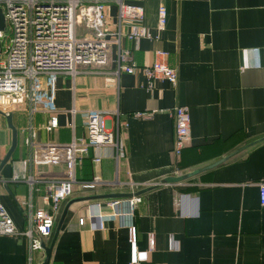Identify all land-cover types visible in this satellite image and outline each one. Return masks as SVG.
<instances>
[{
	"label": "crops",
	"instance_id": "1",
	"mask_svg": "<svg viewBox=\"0 0 264 264\" xmlns=\"http://www.w3.org/2000/svg\"><path fill=\"white\" fill-rule=\"evenodd\" d=\"M142 3L143 27L150 36L132 52L133 60L146 66L153 63L156 50L168 52L170 65L178 70V84L157 79L150 89L141 70L116 74V62L106 69L85 71L75 80L60 74L56 130L45 129L46 111L37 112L31 121L26 110L12 112L18 145L0 170L1 202L19 230L27 224L20 200L32 199L34 208L47 206L45 180L36 181L33 192L26 181L37 173L30 161L31 149L25 144L28 125L36 129L38 142H69L74 135L86 136V113L101 109L107 112L109 128L123 152L117 157L116 147L104 146L102 159L96 162L91 149L79 162L80 181L99 175L110 183H160L168 176L232 156L183 182L155 185L141 194L135 216L136 244L129 239L128 225L112 216L120 211L119 206L103 205L102 227L93 225L94 204L114 197L73 203L50 264H129L132 260L144 264H264V207L259 198L264 182V0ZM160 4L167 8L164 29L158 22ZM109 13L117 25L116 5L109 7ZM122 46L132 44L123 39ZM178 104L188 106L191 113V141L180 158L173 152V108ZM115 110L120 114V128ZM137 112L147 115L137 117ZM11 142L12 130L0 112V163ZM144 188L110 187L98 194ZM77 197L82 196L63 202L56 226L67 202ZM122 208L127 209L126 204ZM151 235L155 238L152 250ZM29 247L25 236L0 234V264H29Z\"/></svg>",
	"mask_w": 264,
	"mask_h": 264
},
{
	"label": "built area",
	"instance_id": "2",
	"mask_svg": "<svg viewBox=\"0 0 264 264\" xmlns=\"http://www.w3.org/2000/svg\"><path fill=\"white\" fill-rule=\"evenodd\" d=\"M145 0H0L5 16V29L0 30V110L5 114L15 110H26L30 121L43 110L49 113L44 127L47 131L59 127L56 104L57 79L60 74L70 75L73 80L85 71L106 69L117 63L116 74L134 73L141 70L147 77L148 88H153L157 79H165L172 86L178 84V70L169 63V53L155 51L152 64L139 66L134 62L132 52L139 48L141 40L150 36L143 27L145 18ZM116 5L117 25L112 22L109 7ZM82 22L87 33L78 35V25ZM159 28L164 29L167 22V8L160 4L158 9ZM127 26V29L125 27ZM123 39L131 42L130 48L122 46ZM107 112L92 109L85 115L86 136L75 135L69 142H38L36 129L27 126L29 132L25 144L30 147V161L36 174L26 181L35 190L36 181L45 180V202L47 206L34 208L32 199L20 200V206L26 218V228L19 230L0 199V234L25 236L30 243L29 264H43L45 250L43 242L50 238L55 230L57 216L63 202L71 198L76 191L85 195L98 194L104 188L115 189L122 186L143 188L157 186L160 183L114 181L110 183L95 175L91 180L80 181L77 176L78 165L84 154L93 149L95 161L102 159L104 146L116 147L119 157L121 147L113 130H110ZM119 120V111H113ZM137 117L147 115L137 112ZM175 121V139L173 152L180 158L183 150L191 141V113L186 105L173 108ZM54 168V170H52ZM15 179H19L16 175ZM114 192L118 193L119 190ZM131 192L129 197H114L106 202L94 204L91 219L94 226L102 227L105 215L100 211L103 205L120 211L112 216L119 217L128 225L131 243H137L136 211L142 202V195ZM1 195V185H0ZM84 195V196H85ZM260 203L264 207V182L259 186ZM126 204V208H122ZM150 250L155 246L153 235L149 237ZM129 264H144L141 260H132Z\"/></svg>",
	"mask_w": 264,
	"mask_h": 264
},
{
	"label": "water",
	"instance_id": "3",
	"mask_svg": "<svg viewBox=\"0 0 264 264\" xmlns=\"http://www.w3.org/2000/svg\"><path fill=\"white\" fill-rule=\"evenodd\" d=\"M5 26H6V23H5V16H4V13H3V10L2 8L0 7V30H4L5 29ZM1 113H3L6 118H7V123H8V126L9 128L12 130V142H11V146L7 152V154L5 155V157L3 158V160L1 161L0 163V170L4 167V165L11 159L15 149L17 148V145H18V130L16 128V126L14 125L13 123V113H9V114H5L4 112H2L0 110ZM232 156V154H229L227 156H224L223 158H221L220 160L214 162L213 164H210L204 168H199V169H196V170H192L190 172H187V173H183V174H180V175H174V176H168L164 179L163 182H160V184H175V183H180V182H183L187 179H189L190 177H193L194 175H197L205 170H208V169H211V168H214L218 165H220L221 163L225 162L227 159H229L230 157ZM150 189H152V186L151 187H145L143 190H139L137 191L135 194H143L147 191H149ZM133 194L132 193H121V192H118V193H109V194H92V195H87V196H82V197H77V198H72L70 199L62 214H61V217L57 223V226H56V230H55V233H54V238L51 242L50 245H47V243L44 241L43 242V248L45 250V258L43 260V264H50V260H51V255H52V250H53V246L55 244V241L57 239V236L61 230V227L64 223V220L67 216V213H68V210L70 208V206L77 202V201H84V200H92V199H101V198H111V197H129V196H132Z\"/></svg>",
	"mask_w": 264,
	"mask_h": 264
},
{
	"label": "rangeland",
	"instance_id": "4",
	"mask_svg": "<svg viewBox=\"0 0 264 264\" xmlns=\"http://www.w3.org/2000/svg\"><path fill=\"white\" fill-rule=\"evenodd\" d=\"M87 33L86 31V28L84 26V24L82 22L79 23L78 25V35H79V38H82L83 34L82 33Z\"/></svg>",
	"mask_w": 264,
	"mask_h": 264
},
{
	"label": "trees",
	"instance_id": "5",
	"mask_svg": "<svg viewBox=\"0 0 264 264\" xmlns=\"http://www.w3.org/2000/svg\"><path fill=\"white\" fill-rule=\"evenodd\" d=\"M83 195H85V193L83 191H76L72 197H74V196H83ZM58 216H57V218H58ZM55 226H56V223H55Z\"/></svg>",
	"mask_w": 264,
	"mask_h": 264
}]
</instances>
